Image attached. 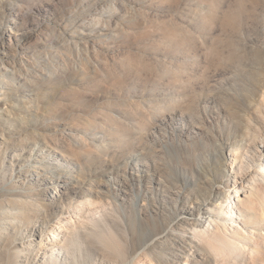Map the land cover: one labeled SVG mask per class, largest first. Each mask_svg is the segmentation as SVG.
<instances>
[{"label":"rangeland","instance_id":"1","mask_svg":"<svg viewBox=\"0 0 264 264\" xmlns=\"http://www.w3.org/2000/svg\"><path fill=\"white\" fill-rule=\"evenodd\" d=\"M0 92L11 112L0 128L36 152L39 219L55 195L45 216L72 212L79 256L128 264L163 227L204 232L177 218L209 190L205 174L229 204L225 163L237 176L264 170V0H0ZM258 178L250 202L264 219ZM76 206L98 225L88 240ZM13 211L0 195V224ZM251 227L264 234V220ZM216 231L198 264H264V239L230 252L210 244ZM6 238L0 230V264ZM155 250L135 264H158Z\"/></svg>","mask_w":264,"mask_h":264},{"label":"bare ground","instance_id":"2","mask_svg":"<svg viewBox=\"0 0 264 264\" xmlns=\"http://www.w3.org/2000/svg\"><path fill=\"white\" fill-rule=\"evenodd\" d=\"M3 95L0 92V110L2 111L0 120L3 119L4 114H11L8 107H2ZM14 145L10 135L0 128V195L14 209L13 212L7 214L9 215L8 219L0 224L1 233L8 240L7 248H5L11 257L8 264H90L88 256H79L80 249L77 246L83 245L84 242L76 231L72 212L69 214L68 211L62 212V216L57 221L45 216L51 205L57 203L55 195L43 199L46 202L43 201L39 212L41 215L44 214V217L42 220L39 219L38 213L34 210L35 198L41 199V196L38 198L37 189H35L39 180L36 152L34 149L26 151L15 148ZM256 153L264 157V144L257 146ZM225 165L229 169L228 171L224 170L227 173L228 185L233 191L230 203L226 204V191L221 186L219 178L212 181L205 174V183L210 184L211 182L209 190L205 192L207 187H199L200 197L190 207L181 209V214L177 218L181 225L192 229L194 226H199L204 229V232L194 231L189 239H184L172 228L164 229L163 227L161 234L152 236L145 241L141 253L128 264H135L140 257H151L150 252L153 245L155 248H159L153 252L158 264H198L195 261V253L203 251L204 258L206 257V249L202 248V238L207 237L206 232H211L213 228L217 230V235L214 236L210 244L216 243L220 248L228 249L230 252L251 250L250 246L256 243L254 242L255 238L264 239L262 230L256 233L257 237L254 236L251 226L253 224L262 225L264 219L262 216L253 214L251 207L253 203L250 202L252 192L262 189V182H259L261 180L258 177H264V170L256 172L258 177L237 176L232 175L233 165L226 163ZM222 166L224 168V164ZM236 177H243L245 180L238 183ZM47 192L49 193V191ZM40 193L44 196V190H41ZM213 198L216 201H213ZM50 200L51 203H47ZM105 203L106 201L101 199L98 204L99 209H104ZM86 209L89 210L92 207ZM136 209L141 215L138 205H136ZM80 212L77 206L73 210V213L79 215L75 217L79 218L82 224L91 228V233L84 228L83 236L87 235L85 232L88 233L86 236L88 240L91 235L94 237L97 234L98 225H92L91 219L85 222ZM254 248L252 251L256 252L258 248ZM216 251L217 249L211 247L207 251V255L214 254L216 257ZM137 264L147 263L142 260Z\"/></svg>","mask_w":264,"mask_h":264}]
</instances>
